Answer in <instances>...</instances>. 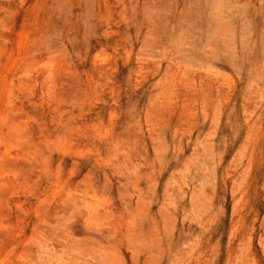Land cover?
I'll return each mask as SVG.
<instances>
[{"label":"rangeland","instance_id":"374dc122","mask_svg":"<svg viewBox=\"0 0 264 264\" xmlns=\"http://www.w3.org/2000/svg\"><path fill=\"white\" fill-rule=\"evenodd\" d=\"M0 264H264V0H0Z\"/></svg>","mask_w":264,"mask_h":264},{"label":"bare ground","instance_id":"6f19581e","mask_svg":"<svg viewBox=\"0 0 264 264\" xmlns=\"http://www.w3.org/2000/svg\"><path fill=\"white\" fill-rule=\"evenodd\" d=\"M99 207V206H98ZM40 236V235H39ZM45 238V237H44Z\"/></svg>","mask_w":264,"mask_h":264}]
</instances>
